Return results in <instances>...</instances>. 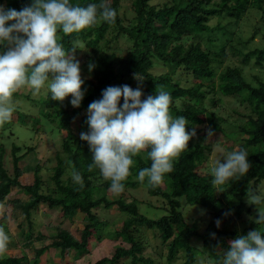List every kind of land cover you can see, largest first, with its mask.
Returning a JSON list of instances; mask_svg holds the SVG:
<instances>
[{
	"label": "trees",
	"instance_id": "1",
	"mask_svg": "<svg viewBox=\"0 0 264 264\" xmlns=\"http://www.w3.org/2000/svg\"><path fill=\"white\" fill-rule=\"evenodd\" d=\"M153 1L132 0L133 14L130 16L123 14L122 0H104L117 11L115 24L101 22L69 36L58 32L67 52H86L81 65V76L85 81L82 86L84 98L79 108L71 105V96L60 103L51 100L47 91L46 98L41 100V112L37 114L27 112L28 109L17 101L20 97L35 99L31 90H20L14 95L17 119L5 124L27 125L35 135L46 120L60 133L64 130L67 133L61 137L64 154L58 153L52 175L55 186L48 187L47 191L39 175V163L34 169L33 183L24 184L20 179L26 172L20 162L36 147H22L14 138L7 143L0 142V210L8 205L7 198L13 187H20L32 196L15 204L22 209L29 226L25 246L34 249L32 259L26 253L11 256L6 252L0 256V264H36L52 248L59 249L61 257L68 252H74L77 258L84 256L89 252L91 237L99 235L97 239L102 240L103 225L109 224L107 220L102 221L96 212L100 207L117 206L126 214L122 226L115 233L129 246L118 245L112 256H105L95 264H115L124 256H129L130 264H156L155 258L143 252L146 247L143 235L147 230L159 238V255L165 256L170 264L180 254L184 256L183 264H220L232 239L264 227L253 222L256 209L246 200L248 187H261L264 181V46L250 47V42H254L264 27V0ZM31 2L0 0V6L19 11ZM101 2L70 0L71 4L81 6ZM251 13L261 14V21L255 23L250 34H239L238 30ZM262 35L263 40L264 31ZM121 37L127 40V48L117 44ZM3 51L0 48V52ZM252 61L253 66H250ZM90 64L94 65L92 71H89ZM158 67L164 70L155 72ZM248 68L259 69L263 77L252 75L256 80L254 84L246 75ZM182 71L185 76L179 75ZM135 76L142 82V100L155 95L156 90L166 91L172 97L170 113L173 117L184 116L188 120L187 131L195 129L196 135L189 141L188 149L174 161L173 171L165 175L161 185L152 188L147 186V181L141 183L137 179L139 171L151 164L146 153H142L133 158L130 175L123 182L124 191L118 196H110V181H105L96 168L89 171L92 153L88 143L80 139V133L89 130L86 120L90 103L101 99L102 92L110 86L128 85L136 89L138 81ZM225 97H232L234 103H226ZM233 104H242L247 109L245 113L236 111L239 117L234 120L232 115L219 111ZM75 116L79 117L77 125L73 122ZM13 125L1 134L4 138L6 134L9 138L14 137ZM5 129H0V132ZM209 129L224 133L228 140L239 141L240 147L249 153V172L239 181L230 182L224 192H216L212 187L211 167L205 165L210 157L206 142ZM8 147L11 149L13 173L5 166ZM73 166L83 178L82 187L73 182ZM67 174L70 175L65 177ZM140 186L146 188L148 197L163 199L164 207L161 209L166 210V214L152 218L141 211L139 200L133 194V190ZM182 198L188 204L203 206L210 215L204 231L200 232L195 225L189 224L181 210ZM41 203L52 209L61 208L64 216L69 218L78 211L83 213L84 227L79 237L68 229L58 228L50 233L51 243L36 247L35 241L43 242L47 238L44 233L37 239L32 238V212ZM217 220L221 221L219 228ZM238 222L246 224L243 229L238 228ZM0 227L9 236L7 249L15 247L17 244L7 225L0 222ZM195 241H201V246ZM164 246L166 252L162 253Z\"/></svg>",
	"mask_w": 264,
	"mask_h": 264
},
{
	"label": "clouds",
	"instance_id": "2",
	"mask_svg": "<svg viewBox=\"0 0 264 264\" xmlns=\"http://www.w3.org/2000/svg\"><path fill=\"white\" fill-rule=\"evenodd\" d=\"M116 17L117 11L104 0L87 6L73 5L70 0H32L19 11L0 6V48L4 49L0 52V126L11 121L14 95L23 88L36 96L46 87L51 100L63 103L71 96V105L79 108L85 83L80 62L75 51L65 50L58 32L69 36L101 22L113 25ZM93 67L90 64L89 71ZM134 78L138 81L136 89L110 86L101 99L90 103L86 120L89 130L80 133L92 153L89 171L98 169L102 178L110 181L109 191L117 196L124 191L123 182L130 175L134 157L146 153L151 164L139 171L137 179L147 181L148 187H157L196 135L195 129L187 131L184 116L170 113L169 93L156 90L155 95L142 100V82ZM207 135L214 132L209 129ZM248 155L245 148L237 146L213 162L210 174L216 192H224L230 182L239 181L249 172ZM71 176L74 183L83 186L74 166ZM246 200L256 209L253 222L264 226V190L248 187ZM220 224L217 220L218 228ZM8 243L9 236L0 227V256L7 252ZM220 264H264V227L232 239Z\"/></svg>",
	"mask_w": 264,
	"mask_h": 264
},
{
	"label": "rangeland",
	"instance_id": "3",
	"mask_svg": "<svg viewBox=\"0 0 264 264\" xmlns=\"http://www.w3.org/2000/svg\"><path fill=\"white\" fill-rule=\"evenodd\" d=\"M165 0H154L153 3L163 2ZM132 0H122V12L123 14L132 15L131 4ZM261 21V14L251 13L250 17L246 19V22L242 24V27L238 30L239 34L247 35L254 31L255 23ZM264 31V27L262 33ZM258 34L254 42H250V47L255 48L257 46H264V38L262 40L261 37L263 35ZM117 44L122 46L123 48L128 47V42L125 38L121 37ZM86 52L81 50L75 54L76 59L80 62V67L85 60ZM250 66H253V61L250 63ZM163 67H158L155 72L163 71ZM246 75L248 78L255 84L256 80L252 75L263 77V72L257 68H248L246 69ZM179 75H184L185 72H179ZM188 78L191 77L188 75ZM21 90L29 91L28 88H23ZM47 88L41 90L40 94L33 96L35 99H29L25 97L17 98V101L24 105L23 107L27 108V112L40 113L41 112V100L42 98H46L47 96ZM70 97V96H68ZM225 102L228 104L234 103V99L232 97H225ZM18 104V103H16ZM246 108L242 104H233L228 107L226 110L220 108V113L225 112L226 114L232 115V119H236L239 117L236 114V111L239 113H245ZM13 120L17 119V113L14 112L12 116ZM79 121V117L75 116L73 119L74 125H77ZM13 125V123H12ZM12 125L4 124L0 126V129L6 128L4 131L0 132L1 134H5L8 127L11 129ZM14 126V125H13ZM14 129V137L6 134V138L4 136H0V142L7 143V140L11 141V138L16 140V143L20 146H32L36 147L34 152H29L25 158L20 162V166L26 170V172L21 176V182L24 184H31L34 181V169L37 163L40 164L39 175L42 177L44 184V190L47 191L48 187H54L55 184L52 180V175L54 173V167L57 164V155L60 152L62 155L61 142L63 138L62 136L66 135V130L60 133L54 124L43 120L40 125L41 129L34 135L30 131L31 129L24 124L15 123ZM206 142L209 144L210 157L206 166H210L213 162L222 158L224 154L227 152H231L240 147V142L235 140H228L225 138L224 133L222 132H214L213 136L208 137ZM222 150V151H221ZM11 149L8 147L7 156L5 166L9 170L10 173L14 172V165L11 158ZM223 162V161H222ZM29 169V170H28ZM67 174L65 177L69 176ZM263 186H258L261 190H264V181L261 183ZM108 194L111 196L113 193L108 191ZM133 194L138 198L139 204L141 205V211L147 215L148 217L158 218L164 214H166V210L161 208L164 207L163 199L149 196L147 194L146 188L140 186L133 190ZM30 194H26L20 187H13L9 196H8V205L0 210V222L4 225H7L9 228V234L12 239L17 244L15 247H10L7 249V254L11 256H21L22 253H26L30 259L34 257V249L32 247L25 246L27 244L28 238L26 237V232L28 231V223L23 215L22 209L16 206V202L20 200H26L31 198ZM182 207L181 210L185 215V218L189 222L190 225H195L200 232L204 231L206 228V224L209 221L210 215L204 210L205 208L201 205H192L185 202L184 198H182ZM100 219L102 221L107 220L109 224L103 225L101 236L102 240L97 239L95 235L91 237L89 242V252L84 256L77 258L74 252H68L65 254V257H61L59 255L60 250L50 249L45 252L39 262L36 264H95L99 259L105 256H112L118 245H123L128 247L124 239L119 236L115 231L122 226V221L126 217L125 213H122L117 206H113L112 208L100 207L96 210ZM248 216H245L247 219ZM33 219V235L32 238L37 239L39 234L47 235V238L43 242L35 241V246L40 247L42 244L46 245L52 242V238L50 236L51 232H55L58 228L68 229L72 231L76 236L79 237V232L84 227V214L81 212H77L73 218H69L68 216H64L61 208H50L46 203H41L36 209L32 212ZM246 224H240L238 222V228H242ZM143 240L145 241L146 247L143 252L147 256H151L156 259V264H170L165 256H160V247L161 242L158 237L155 236L153 231L147 230L143 235ZM198 246H201V241H195ZM166 252L165 246L162 247V253ZM202 257V256H200ZM184 256L180 254L179 258H176L172 261L171 264H183ZM115 264H130V258L128 257H120L119 260Z\"/></svg>",
	"mask_w": 264,
	"mask_h": 264
}]
</instances>
